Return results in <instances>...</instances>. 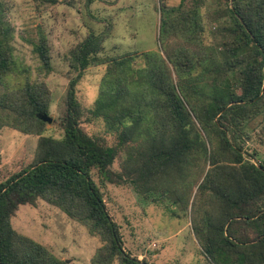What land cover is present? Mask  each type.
Listing matches in <instances>:
<instances>
[{
	"label": "trees",
	"instance_id": "16d2710c",
	"mask_svg": "<svg viewBox=\"0 0 264 264\" xmlns=\"http://www.w3.org/2000/svg\"><path fill=\"white\" fill-rule=\"evenodd\" d=\"M225 1L216 18L217 30L230 38L223 43L222 64L214 59L213 64H204L205 56L192 48L197 45L201 52L206 47L203 0L189 5L181 0L169 8L161 5V42L166 45L165 40L177 34L186 43L166 51L167 62L156 51L141 55L143 68L131 66L133 57L113 61V76L104 80L91 110L116 133L112 146L82 131L75 97L82 71L97 63L103 37L91 33L70 51L69 64L77 73L66 93L62 138L41 136L36 160L0 182V264H65L11 225L20 205H34L38 199L59 207L100 236L105 244L97 250L95 264H111L115 257L119 264H149L122 248L92 170L103 181L119 184L128 179L137 191L152 193L163 181L180 184L179 179L188 177L196 165L194 187L207 164L195 198L208 205L192 227L202 254L210 264H264V163L257 164L244 151L242 133L244 122L257 114L264 99V0ZM4 11L0 0V84L16 66L7 42L9 29L1 19ZM33 50L39 70L50 72L43 35ZM12 102L8 107L18 121L30 127L32 122L44 124L36 117L48 109L42 87L27 81ZM122 148L128 159L134 157V166L116 174L110 167ZM192 181L184 178V190L191 188ZM174 194V201L186 207V192Z\"/></svg>",
	"mask_w": 264,
	"mask_h": 264
},
{
	"label": "rangeland",
	"instance_id": "374dc122",
	"mask_svg": "<svg viewBox=\"0 0 264 264\" xmlns=\"http://www.w3.org/2000/svg\"><path fill=\"white\" fill-rule=\"evenodd\" d=\"M1 1L5 7L1 19L9 29L7 42L16 66L0 84V121L3 123L0 182L36 160L41 136L62 138L66 93L77 73L70 67L68 57L89 34L101 35L103 41L96 54L97 63L86 67L75 85V97L81 108L79 126L87 135L108 146L116 144V133L109 131L106 121L94 117L91 110L104 80L113 76V61L133 57L131 66L143 68L146 65L141 56L144 52L156 51L167 62L166 51L186 45L177 34L169 36L166 45L160 40L161 5L175 7L181 0ZM187 1V5L192 2ZM225 2L203 0L202 37L206 47L201 52L197 45L192 48L205 56L204 64H213L212 59L215 64H222L223 43L230 42L227 32L222 33L216 27V18L226 6ZM40 35L45 37L49 49L51 70L48 73L39 70L40 62L33 50ZM172 75L176 82L174 72ZM27 81L46 91V114L52 118L51 122L43 121L42 126L32 122L34 127H30L18 121V115L9 110L8 105L17 99ZM39 127L42 131L37 134L34 130ZM242 133L244 151L252 154L257 164L264 163V99L257 114L244 122ZM135 152L133 148L132 154ZM132 159H128L125 149H119L110 168L116 174H123L125 168H132ZM195 167L188 177L179 179L182 185L181 181L180 184L163 181L152 193L137 191L128 179L119 184L103 181L97 171L92 170V178L102 191L106 209L118 227L122 248L127 253L149 264H210L192 230L194 220L208 205L197 200L195 194L209 165L193 187ZM184 178L193 180L190 189L184 190ZM181 191L187 195L186 207L174 201V192ZM11 225L18 234L36 241L65 264H95L97 250L105 244L88 226L43 199H38L34 205H20L11 217ZM111 264H119L118 257L113 258Z\"/></svg>",
	"mask_w": 264,
	"mask_h": 264
},
{
	"label": "water",
	"instance_id": "95a60500",
	"mask_svg": "<svg viewBox=\"0 0 264 264\" xmlns=\"http://www.w3.org/2000/svg\"><path fill=\"white\" fill-rule=\"evenodd\" d=\"M36 116L38 119L43 120L45 122H51L52 121V118L46 113L38 112L36 114Z\"/></svg>",
	"mask_w": 264,
	"mask_h": 264
}]
</instances>
